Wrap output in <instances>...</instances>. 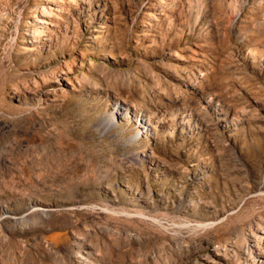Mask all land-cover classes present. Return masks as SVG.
Here are the masks:
<instances>
[{"label": "rangeland", "instance_id": "1", "mask_svg": "<svg viewBox=\"0 0 264 264\" xmlns=\"http://www.w3.org/2000/svg\"><path fill=\"white\" fill-rule=\"evenodd\" d=\"M0 264H264V0H0Z\"/></svg>", "mask_w": 264, "mask_h": 264}]
</instances>
